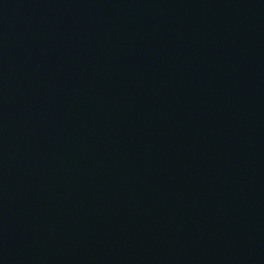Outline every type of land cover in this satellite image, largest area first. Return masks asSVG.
<instances>
[{
    "label": "water",
    "instance_id": "obj_1",
    "mask_svg": "<svg viewBox=\"0 0 264 264\" xmlns=\"http://www.w3.org/2000/svg\"><path fill=\"white\" fill-rule=\"evenodd\" d=\"M0 264H264V0H0Z\"/></svg>",
    "mask_w": 264,
    "mask_h": 264
}]
</instances>
